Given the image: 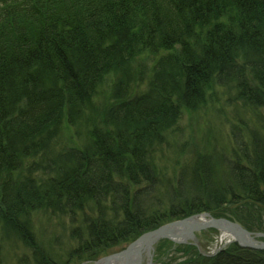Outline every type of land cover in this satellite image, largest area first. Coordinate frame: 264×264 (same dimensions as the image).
Segmentation results:
<instances>
[{
	"label": "trees",
	"instance_id": "1",
	"mask_svg": "<svg viewBox=\"0 0 264 264\" xmlns=\"http://www.w3.org/2000/svg\"><path fill=\"white\" fill-rule=\"evenodd\" d=\"M143 51L158 58L131 97ZM110 72L100 124L83 147L67 143L64 126L80 130L83 104ZM213 91L264 105V0H0V195L10 190L0 202V258L19 238L31 262L22 255L16 264H82L202 212L264 210V136L252 137L250 152L239 142L234 159L189 151L187 166L168 173L181 109ZM91 200L113 217H71L72 244L37 238L33 213L73 215ZM179 264H264V250L234 242Z\"/></svg>",
	"mask_w": 264,
	"mask_h": 264
},
{
	"label": "rangeland",
	"instance_id": "2",
	"mask_svg": "<svg viewBox=\"0 0 264 264\" xmlns=\"http://www.w3.org/2000/svg\"><path fill=\"white\" fill-rule=\"evenodd\" d=\"M222 18H225V16ZM142 53L143 54L135 59L132 66V74L134 77L137 78V74H140V76L142 74V76L140 81L138 80L140 85L139 83L134 84L131 90V97L147 88L149 71L153 66V62L155 63L158 58V55H151L148 51H143ZM115 82L116 73L110 72L103 78L101 87L98 88L96 95L91 98V100H88L86 104H83L81 108V110L83 109V116L81 114L82 123H79L80 130H76L75 128V130L71 132L72 124L68 127L64 126L66 131H64L65 135L63 139L67 140V138H70L67 143L80 145L79 147L85 145L90 127L98 123L100 124L103 111L110 104L109 93L113 91ZM175 127L176 128L173 129L174 133L170 134L174 136L172 150H174L173 155L175 156H170L171 161L167 164L168 173H170L172 177H174L177 171V166H187L184 161L185 157H188L189 160L192 159L191 156L189 157L187 155L189 151L191 155L194 152L196 154L203 153V157H211L210 152H213L214 155L223 153L226 157L234 159L233 152L239 153L237 149L239 142L247 151H252L255 145L254 141H252V137L257 136V138L263 139L264 136V105L256 109L254 106H244L241 102L236 101L233 96L228 100L223 97L220 91H213L208 95L206 101L197 108L193 110L181 109ZM255 129L258 134L255 133ZM204 152H208L209 156L205 155ZM170 155H172L171 152ZM30 170L29 174L31 172ZM24 171H26V168ZM36 174L40 175V172H36L33 176ZM15 183V185H18L19 181H15ZM9 194L10 190L8 189L5 195L1 193L0 202L2 199L8 200ZM105 206L108 207L106 204ZM83 207L85 208L84 211H74L73 215L69 213H54L48 216L41 212L33 213L30 219L33 222L37 238L39 240H47L48 237L56 238L57 240L53 241L59 244H68V242L72 244L73 240L68 238L69 234H67V232H69L71 226L77 225L71 224V217L77 220L86 214L93 218H97L103 213L105 216L108 215V217H113L109 207L106 210L107 212H98L102 207L96 202H93V200H91V202L86 201ZM222 208L223 210H219L218 213H211V216L215 218L221 217L228 221L235 222L249 232L254 241L264 242V210L251 203H240ZM0 209L4 211L3 205H0ZM205 213L208 214L209 212H202V214ZM223 231L224 230L220 228L197 229L191 233L188 240H181V242H174L171 239L160 237L152 243V247L149 246L148 255H142V253H140L142 260L141 264H179L191 258L195 253L208 256V254L210 255L215 250L219 251L232 244L230 239L228 241L223 237L229 235L231 238L232 236ZM142 235L143 233L138 237ZM222 237L223 240H221ZM137 238L126 243H119L111 248L106 255H113L121 252L129 244L137 240ZM3 248L4 251L6 249V253L3 252V256L0 258V260H2L1 264H16V260L22 255H24L25 260L31 262L29 255L31 250L24 244V241H20L19 238H10L9 243L3 246ZM94 262L95 261H86L82 264H92Z\"/></svg>",
	"mask_w": 264,
	"mask_h": 264
},
{
	"label": "water",
	"instance_id": "3",
	"mask_svg": "<svg viewBox=\"0 0 264 264\" xmlns=\"http://www.w3.org/2000/svg\"><path fill=\"white\" fill-rule=\"evenodd\" d=\"M193 219L194 217H189L182 220L174 221L162 225L154 230L143 233L142 236L138 237L137 240L129 244L122 252L110 255L109 257L103 259L104 261L102 264H108L109 259L111 260V262H114L119 258L124 259L125 264H129V258L131 257L130 255L134 252V250L141 251L142 247L146 244L152 247V243H154V241L160 237L171 238L170 236H168L167 231L173 227L184 224L186 226H185V230H183L182 232L184 233V235L187 236H190L191 233L197 229L220 228L222 230L230 232V234L234 238L232 241L236 242L239 246L250 249L264 250V242L254 241L251 234L235 222L228 221L224 218H212V217L202 222H196ZM179 238H181L180 234L176 237H172L171 239L175 241ZM100 262L101 260L97 261L95 264H100Z\"/></svg>",
	"mask_w": 264,
	"mask_h": 264
},
{
	"label": "bare ground",
	"instance_id": "4",
	"mask_svg": "<svg viewBox=\"0 0 264 264\" xmlns=\"http://www.w3.org/2000/svg\"><path fill=\"white\" fill-rule=\"evenodd\" d=\"M203 219H205V218H203L202 216H197L193 220L201 222V221H204ZM185 226H186L185 224L184 225H178L176 227L169 229L167 231L168 236H170L172 238V237H176L180 234L182 240H188L190 238V236L184 235V233L182 232L183 230H185ZM223 232H226L227 234L230 233V232L225 231V230ZM230 236H232V235H230ZM223 237H225V239L228 241H229V239H230V241H232L234 239L233 237L230 238L229 235H225ZM223 237L221 238V240H223ZM232 242H234V241H232ZM244 248H246V247H244ZM149 249H150L149 246L146 244L142 247L141 251L134 250V252L130 255L132 257L130 262L133 261L135 264H141L142 260H141L140 253H142V255H144V254L148 255ZM256 250H260V249H256ZM142 259H143V257H142ZM109 261H110V259H109ZM109 264H111V263H109ZM112 264H117V263L114 262ZM120 264H122V260L120 261Z\"/></svg>",
	"mask_w": 264,
	"mask_h": 264
}]
</instances>
